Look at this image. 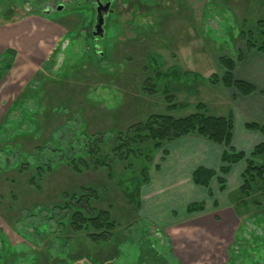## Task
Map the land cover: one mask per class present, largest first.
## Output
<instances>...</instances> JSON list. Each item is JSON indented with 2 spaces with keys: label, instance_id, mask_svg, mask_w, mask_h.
Here are the masks:
<instances>
[{
  "label": "rangeland",
  "instance_id": "374dc122",
  "mask_svg": "<svg viewBox=\"0 0 264 264\" xmlns=\"http://www.w3.org/2000/svg\"><path fill=\"white\" fill-rule=\"evenodd\" d=\"M76 1L0 0V54L8 47L15 52L11 68L0 78V122L6 117L12 120L3 129L10 134L7 144L32 152L35 144L48 140L56 127L72 118L73 127L74 119L81 118L88 132L111 134L149 113L168 111L182 116L193 112L199 101L210 114H226L229 90L208 80L214 72L218 76L223 73L220 56L236 64L242 54L247 61L241 67L248 64L246 72L258 85L263 80L264 62L251 69L250 56L256 51L247 50L240 32L264 18V0H115L105 19V36L96 41L90 32L94 9L86 2L76 5ZM169 68L177 70L176 76L156 78V71ZM256 69L261 72L257 74ZM35 87L36 97L26 98V106L34 112L31 129L29 122L22 120L21 111L8 109L18 96ZM21 120V126L17 125ZM16 126L26 136L13 135ZM164 153L159 150L153 156L148 169L151 183L141 186L138 209L128 206L117 182L120 178L107 177L102 169L78 175L62 166L36 188L27 184L28 173L10 168L3 171L0 240L10 250L0 259L11 264H32L30 258L35 257L33 264H134L141 258L139 246H143L147 264L153 255L164 256L168 264H227L233 247L241 264H264V196L260 207H245L248 212L236 218L234 237L230 239V233L216 245L204 227L196 225L199 216L204 218L210 212L185 213L183 203L188 200L179 198L171 202L166 197L147 200L162 188L158 178ZM16 156L5 157L1 151L0 167L4 158L13 161ZM81 184L101 188V206L115 212L124 232L113 263L104 262L113 255L103 253V248L82 244L79 239L71 247L67 239L58 237L61 227L56 219L47 220V238L34 233L46 214L37 206L59 203L61 191H75ZM228 187L227 195L233 197L236 189L232 181ZM205 203L210 206V200ZM169 206L174 209L172 215L170 211L167 214ZM149 243L154 248L149 249ZM23 255L26 257L20 261Z\"/></svg>",
  "mask_w": 264,
  "mask_h": 264
},
{
  "label": "trees",
  "instance_id": "16d2710c",
  "mask_svg": "<svg viewBox=\"0 0 264 264\" xmlns=\"http://www.w3.org/2000/svg\"><path fill=\"white\" fill-rule=\"evenodd\" d=\"M111 34L109 31L108 35ZM240 35L244 38L247 50L264 54V18L257 19L253 28L242 30ZM14 53V50L8 47L0 54V78L11 68ZM237 58L241 60L243 55L239 53ZM218 62L223 66L224 71L220 76L215 72L210 74L209 82L231 87L243 96L256 91L264 94V88L257 90L252 82L234 76L235 62L233 59L220 56ZM175 72H177L176 69L169 68L166 72L156 71L155 73L156 78H161L166 75L176 76ZM142 88L148 89L144 85ZM34 89H30V93L18 96L8 109V111H15L17 108L19 112L21 111L22 120L29 122L31 129L35 125L34 112L26 106V98L29 95L36 97L37 87ZM168 96L172 97L171 94ZM170 105L175 106V104ZM38 107L39 104L37 103L36 108ZM72 119L66 120L62 125L56 127V131L50 133L48 140L35 144V147H32V152H30L18 144H7L10 134L4 133L3 129L12 120L11 118H4L0 122V152L2 151L5 157L8 154H16L18 157L16 156L13 161L4 158L0 173L8 168L17 169L20 173H28L27 184L36 188L49 174L62 166L78 175L86 171L102 169L106 172L107 177L117 175L120 178L117 182L120 184V189L122 188V194L126 198L128 206L131 209H138L140 206L139 191L141 186L149 180L148 169L154 154L159 150L164 153L165 149L162 147L171 141L185 136H197L222 145L225 149L220 155L219 166L216 169L198 166L191 173L192 182L206 187L208 193L211 194L209 182L215 178L220 190H224V176L229 171L230 166L244 160L245 166L241 172L240 184L233 196L236 200L235 203H242V206L247 208L251 206L260 207L261 197L264 196V140L256 144L249 154L236 150L231 144L234 126L232 114H210L207 112L205 103L199 101L196 103V109L193 112L182 116H174L168 111L149 113L144 119L129 124L124 130L110 131L111 134H106L103 131L88 132L87 125L81 118L74 119L76 125L73 127ZM22 120L17 121L16 124L21 126ZM245 126L248 129L258 130L264 135V124L248 121ZM20 133L24 136L27 134L20 131L16 126L13 135L17 136ZM62 135H65L63 139L60 138ZM51 145L53 146L51 147ZM117 167H120V170H116ZM126 183L131 184L135 189L128 188ZM102 196L101 188L91 184H81L75 191H61L59 203L51 206H37L40 213L45 212L46 214L43 217L45 221L40 222L33 229L34 233L39 236L44 235L47 238L49 232L47 220L56 219L61 227L58 237L67 239L71 247L74 241L79 239L82 244L88 243L95 248H103L101 250L103 253L113 255L106 258L104 262L113 263L118 256L115 249L119 247L124 237L123 231L121 232L119 229L120 223L115 212L110 208L101 206ZM203 210V201L190 202L186 206V213L188 214L200 213ZM142 232L145 233L143 229ZM1 245L0 258L10 250L0 240ZM148 247L149 249L154 248L151 243ZM139 249L141 258H138L134 264H147L143 261L145 253L143 246H139ZM233 249L231 247L229 250L227 264H241L235 258ZM244 253L249 256L246 250ZM59 254L62 253L59 252ZM25 257V255L20 257V261ZM34 259L36 257L30 258V263L33 264ZM148 259L150 264H168L164 256L156 257L153 255ZM11 263L12 261L7 262L5 260L2 262L0 259V264ZM255 264L257 263L255 262Z\"/></svg>",
  "mask_w": 264,
  "mask_h": 264
},
{
  "label": "crops",
  "instance_id": "0c3cea01",
  "mask_svg": "<svg viewBox=\"0 0 264 264\" xmlns=\"http://www.w3.org/2000/svg\"><path fill=\"white\" fill-rule=\"evenodd\" d=\"M3 50V49H2ZM1 52V49H0ZM247 61V58H242L234 67V76L252 82L257 90L264 88V77L260 85L255 83V77L246 72V66H241ZM259 62H264V54L256 52L250 56L251 69L260 68ZM256 64V65H255ZM246 68V69H245ZM251 70V71H252ZM261 71L256 69V73ZM264 76V74H263ZM227 92L226 106L229 107L226 114L219 113L218 115L232 114L234 120L232 133V146L238 150L249 154L254 146L264 140V135L258 130L248 129L245 123L255 121L264 124V94L256 91L250 95H240L233 88L225 87ZM225 148L222 145L210 142L197 136H185L177 140L171 141L166 145L164 153V166L159 171L160 185L162 188L148 195L147 200H162L164 197L169 198V201L176 199L188 200L183 203L184 212L186 206L192 200L204 202V210L210 212L204 218H197L199 227H204L203 231L207 232L209 239L218 245V240L225 239L226 235L231 233L232 239L235 235V230L238 228L236 218L242 216L250 208L242 206V203H235L234 197H228V184L232 181L233 188L237 189L240 180L241 172L245 166L244 160L234 163L230 166L225 177V189L220 190L215 178L209 182L211 194L208 193L206 187L196 185L191 180L192 171L198 166L216 169L220 164V155ZM151 183V178L146 185ZM214 185V189L212 186ZM217 195L221 196V201ZM191 199H188L187 197ZM198 198V199H197ZM210 200V206H206L205 202ZM141 202V201H140ZM187 202V203H186ZM186 204V205H185ZM141 207V204H140ZM174 209L169 206L167 214ZM202 211V212H203ZM174 212V211H173ZM244 213V214H243Z\"/></svg>",
  "mask_w": 264,
  "mask_h": 264
},
{
  "label": "water",
  "instance_id": "95a60500",
  "mask_svg": "<svg viewBox=\"0 0 264 264\" xmlns=\"http://www.w3.org/2000/svg\"><path fill=\"white\" fill-rule=\"evenodd\" d=\"M61 6L59 5L58 8ZM109 8V2L105 3L104 6L97 5L96 10H95V17H94V28L92 31L93 36H98L102 37L104 35V17L107 14V12H112L113 9H108Z\"/></svg>",
  "mask_w": 264,
  "mask_h": 264
},
{
  "label": "flooded vegetation",
  "instance_id": "af4514ba",
  "mask_svg": "<svg viewBox=\"0 0 264 264\" xmlns=\"http://www.w3.org/2000/svg\"><path fill=\"white\" fill-rule=\"evenodd\" d=\"M81 1V2H80ZM82 2H86L88 3L90 6H92V8L94 9V17H95V10H96V7L97 5H101V6H104L105 3L109 2V8L108 9H113V5H114V2L115 0H77L76 1V4L79 5L80 3ZM61 8V7H60ZM60 8H58L57 6V10H59ZM111 12H107V14L105 15L104 17V24H103V28H104V35L105 36V19L107 18V15H109ZM93 28H94V18H93V23H92V28L90 30L91 34H92V31H93ZM93 40H99V38H102V37H98V36H92Z\"/></svg>",
  "mask_w": 264,
  "mask_h": 264
}]
</instances>
